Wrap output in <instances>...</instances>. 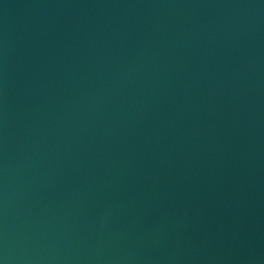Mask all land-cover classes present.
Returning a JSON list of instances; mask_svg holds the SVG:
<instances>
[{
    "label": "water",
    "instance_id": "water-1",
    "mask_svg": "<svg viewBox=\"0 0 264 264\" xmlns=\"http://www.w3.org/2000/svg\"><path fill=\"white\" fill-rule=\"evenodd\" d=\"M0 264H264V0H0Z\"/></svg>",
    "mask_w": 264,
    "mask_h": 264
}]
</instances>
